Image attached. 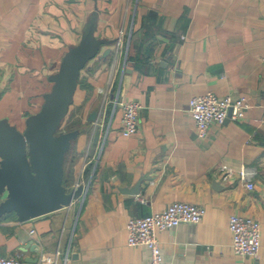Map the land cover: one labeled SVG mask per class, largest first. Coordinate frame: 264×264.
Listing matches in <instances>:
<instances>
[{"label":"crops","instance_id":"obj_1","mask_svg":"<svg viewBox=\"0 0 264 264\" xmlns=\"http://www.w3.org/2000/svg\"><path fill=\"white\" fill-rule=\"evenodd\" d=\"M150 10L161 23L148 39ZM134 31L152 50L138 64L128 61ZM263 54L264 0H0V123L24 134L48 98L74 82L55 136L75 135L63 152V185L70 193L83 180L70 204L26 220L2 210L9 192L0 193V255L150 264L146 246L128 244L129 219L183 201L206 213L157 232L164 264H264ZM208 91L251 107L201 139L189 103ZM117 99L143 104L133 135L121 133ZM242 165L259 170L253 189L238 176ZM232 214L260 221L257 258L234 252Z\"/></svg>","mask_w":264,"mask_h":264},{"label":"water","instance_id":"obj_2","mask_svg":"<svg viewBox=\"0 0 264 264\" xmlns=\"http://www.w3.org/2000/svg\"><path fill=\"white\" fill-rule=\"evenodd\" d=\"M73 86L65 82L50 96L42 112L27 120L24 134L0 123V193L9 192L2 210L31 219L70 204L82 192L81 185L70 193L63 185V152L75 135L55 136Z\"/></svg>","mask_w":264,"mask_h":264},{"label":"built area","instance_id":"obj_3","mask_svg":"<svg viewBox=\"0 0 264 264\" xmlns=\"http://www.w3.org/2000/svg\"><path fill=\"white\" fill-rule=\"evenodd\" d=\"M124 34V31L121 32ZM122 39H119L121 45ZM264 65V54L262 56ZM115 65H113V68ZM115 105L123 110L121 133L124 136L135 134L139 129L140 112L143 104L137 100L117 99ZM190 112L195 121L198 136L205 139L213 123L223 124L226 119L242 120L250 109V103L244 97L231 95L220 96L213 91L191 98ZM99 125V123L97 122ZM259 170L256 166L242 165L238 176L249 189L254 188V180ZM82 178L75 188L82 185ZM143 202L145 200L141 199ZM206 213L203 206L193 203L175 201L165 210L145 216L131 217L127 223L128 244L130 246H146L150 251V264H164L162 247L157 232L175 228L183 223H199ZM229 230L232 235V248L237 255L257 258L261 249V223L251 216L232 214L229 220ZM33 232V231H32ZM0 264H33L27 263L21 257L0 255Z\"/></svg>","mask_w":264,"mask_h":264},{"label":"trees","instance_id":"obj_4","mask_svg":"<svg viewBox=\"0 0 264 264\" xmlns=\"http://www.w3.org/2000/svg\"><path fill=\"white\" fill-rule=\"evenodd\" d=\"M161 23V19L159 18V15L157 11L150 10L144 17L142 22V28H145V34L144 36L150 39L152 37V28L154 26H157ZM138 34V33H137ZM136 32L134 31L132 33L131 41H130V47H129V53H128V61H133L135 63H140L142 61V56L145 53H149L150 49H144V44L141 43V41L136 42ZM149 57V55L147 56ZM87 171H90L89 169H86Z\"/></svg>","mask_w":264,"mask_h":264}]
</instances>
